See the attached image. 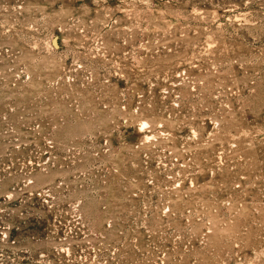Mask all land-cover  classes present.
Returning <instances> with one entry per match:
<instances>
[{
	"label": "rangeland",
	"instance_id": "rangeland-1",
	"mask_svg": "<svg viewBox=\"0 0 264 264\" xmlns=\"http://www.w3.org/2000/svg\"><path fill=\"white\" fill-rule=\"evenodd\" d=\"M0 264H264V0H0Z\"/></svg>",
	"mask_w": 264,
	"mask_h": 264
}]
</instances>
